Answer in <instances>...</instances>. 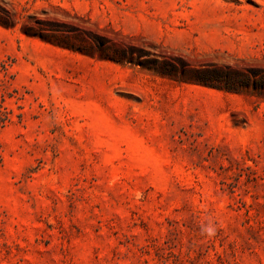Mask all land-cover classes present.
<instances>
[{"label": "rangeland", "instance_id": "374dc122", "mask_svg": "<svg viewBox=\"0 0 264 264\" xmlns=\"http://www.w3.org/2000/svg\"><path fill=\"white\" fill-rule=\"evenodd\" d=\"M1 95L0 264H264V0H0Z\"/></svg>", "mask_w": 264, "mask_h": 264}, {"label": "trees", "instance_id": "16d2710c", "mask_svg": "<svg viewBox=\"0 0 264 264\" xmlns=\"http://www.w3.org/2000/svg\"><path fill=\"white\" fill-rule=\"evenodd\" d=\"M191 69H194V71L200 74V77L202 79H199V82L203 84H209L208 80H211L209 77H207V74L214 73L215 76L220 74L219 71H217L216 69L210 68L208 66L203 67V68H191ZM1 99L3 100V95H1L0 97V121L4 122L5 120L10 119V117L8 115L9 114L8 111L5 110L6 108L1 103Z\"/></svg>", "mask_w": 264, "mask_h": 264}, {"label": "clouds", "instance_id": "9594fccd", "mask_svg": "<svg viewBox=\"0 0 264 264\" xmlns=\"http://www.w3.org/2000/svg\"><path fill=\"white\" fill-rule=\"evenodd\" d=\"M200 232L209 238L214 237L217 233V223L213 219H209L206 223L200 226Z\"/></svg>", "mask_w": 264, "mask_h": 264}]
</instances>
